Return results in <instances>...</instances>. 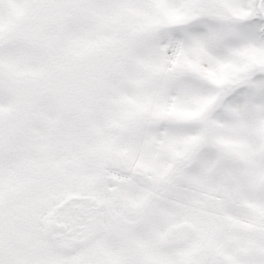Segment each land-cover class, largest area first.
Masks as SVG:
<instances>
[{"label": "snow or ice", "instance_id": "snow-or-ice-1", "mask_svg": "<svg viewBox=\"0 0 264 264\" xmlns=\"http://www.w3.org/2000/svg\"><path fill=\"white\" fill-rule=\"evenodd\" d=\"M0 264H264V0H0Z\"/></svg>", "mask_w": 264, "mask_h": 264}]
</instances>
